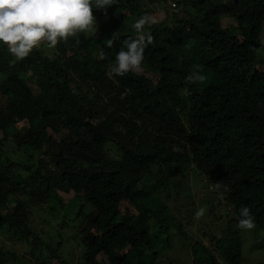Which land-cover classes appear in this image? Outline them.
Returning a JSON list of instances; mask_svg holds the SVG:
<instances>
[{"label": "trees", "instance_id": "trees-1", "mask_svg": "<svg viewBox=\"0 0 264 264\" xmlns=\"http://www.w3.org/2000/svg\"><path fill=\"white\" fill-rule=\"evenodd\" d=\"M170 3L176 12L160 18L149 9ZM93 14V33L42 42L22 60L0 44V231L37 262L71 264L61 239L45 242L30 222L59 189L78 204V264H157L172 230L162 213L184 233L169 202L190 173L211 209L233 212L196 263L242 264V206L264 234V0H116ZM140 37L141 68L111 73L119 48ZM194 70L202 82L188 80ZM4 146L38 152V166ZM37 262L0 247V264Z\"/></svg>", "mask_w": 264, "mask_h": 264}, {"label": "rangeland", "instance_id": "rangeland-1", "mask_svg": "<svg viewBox=\"0 0 264 264\" xmlns=\"http://www.w3.org/2000/svg\"><path fill=\"white\" fill-rule=\"evenodd\" d=\"M149 9H153L154 12L156 11L159 14V18L166 11L174 12L169 9L168 4H162L160 8H155L153 5H150ZM223 21L225 23L230 22L236 24L234 19L229 16H224ZM95 30L96 29L93 28L91 32ZM4 148L9 151L11 158L22 162H30L35 166L34 168L38 166L35 161L38 152L31 148L17 149L15 151L9 146H4ZM197 178L194 179V177L188 173L185 180L187 182V187L180 190L178 202H169L172 213L177 215V218L183 223L184 233L176 230V226H173L174 223L173 220L171 221L170 215L162 213V217L166 222L171 224L172 230L168 242L169 246H167V244L163 246L164 254L158 259L157 264H197L196 257L201 250L199 245H204L210 249L213 246L214 240L211 237V231H213V235L216 237L226 233L221 232V229L226 227L227 219L233 216V212L228 211L225 208L224 202L221 206L213 205V208L211 209V201L214 199L210 198V194L206 190V185H203L201 179ZM153 181L154 180L151 176H148L146 179L148 185L152 184ZM71 195V192L66 193L61 192L59 189L56 190L55 195L53 194L50 198L52 199V202L44 203L41 206L32 209L30 222L34 224L35 229L41 230H39L41 232L40 236L45 242L51 239L59 241L60 238L63 245L61 246L60 244V247H57L58 251L64 255L71 264H78L79 260L81 261L79 243L78 240L74 238L76 233L74 224L77 222L75 215L78 204L72 205L71 201H68ZM57 196L63 197L64 205H58L59 202ZM51 205L56 206L57 209L55 210L56 207H50ZM121 206L126 207V204L124 203ZM210 210H213L214 212H210ZM198 212L201 214L197 215ZM215 213L218 216L216 220L214 219ZM38 221L41 224H39ZM239 234L242 238V264H264L263 232L254 227L252 229H241ZM0 247L3 249L15 248L21 256L30 258L34 263L37 262L34 257L22 252L23 250L16 243L14 237L2 233V231H0ZM1 257L8 260L6 252ZM37 263L42 264L40 262Z\"/></svg>", "mask_w": 264, "mask_h": 264}, {"label": "clouds", "instance_id": "clouds-1", "mask_svg": "<svg viewBox=\"0 0 264 264\" xmlns=\"http://www.w3.org/2000/svg\"><path fill=\"white\" fill-rule=\"evenodd\" d=\"M114 3L116 0H0V44L6 45L17 61L22 60L42 42L55 47L70 36L96 29L93 9L106 10ZM169 9L176 12L177 7L173 10L169 4ZM146 22L141 18L134 27L140 31ZM147 40L150 42L151 37ZM111 44L112 40H109L107 45L110 47ZM145 47L144 37L127 40L116 53L111 73L123 76L129 71H138L144 60ZM99 58L105 59L103 50ZM204 79V75L195 70L188 76L190 82ZM238 226L241 229L255 227L254 217L247 206L239 209Z\"/></svg>", "mask_w": 264, "mask_h": 264}, {"label": "built area", "instance_id": "built-area-1", "mask_svg": "<svg viewBox=\"0 0 264 264\" xmlns=\"http://www.w3.org/2000/svg\"><path fill=\"white\" fill-rule=\"evenodd\" d=\"M170 7H171L173 10H175V9H176V5H175V3H170Z\"/></svg>", "mask_w": 264, "mask_h": 264}]
</instances>
